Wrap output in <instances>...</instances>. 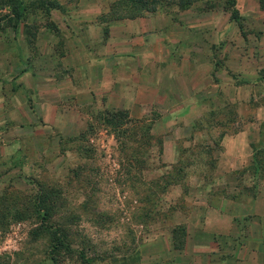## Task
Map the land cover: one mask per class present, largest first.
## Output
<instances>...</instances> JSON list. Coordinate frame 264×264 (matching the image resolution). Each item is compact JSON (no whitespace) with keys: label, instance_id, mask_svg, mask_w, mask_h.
<instances>
[{"label":"rangeland","instance_id":"374dc122","mask_svg":"<svg viewBox=\"0 0 264 264\" xmlns=\"http://www.w3.org/2000/svg\"><path fill=\"white\" fill-rule=\"evenodd\" d=\"M22 1L16 43L0 6V69L26 105L0 118V264H264V229L241 206L264 192V126L247 131L261 144L254 162L232 166L225 154L234 143L243 155L239 133L264 122L255 101L231 99L238 85L264 93L253 82L264 79V0ZM88 5L104 8L103 22L163 26L164 56L143 72L161 82L162 65L176 64L165 72L172 98L137 90L138 69L113 70L107 90L90 65L82 79L68 66L67 28L83 23L67 19ZM209 206L218 211L205 227ZM228 212L245 219L218 235L214 219Z\"/></svg>","mask_w":264,"mask_h":264},{"label":"crops","instance_id":"0c3cea01","mask_svg":"<svg viewBox=\"0 0 264 264\" xmlns=\"http://www.w3.org/2000/svg\"><path fill=\"white\" fill-rule=\"evenodd\" d=\"M102 13H104V8L102 6L100 9L96 7V5H88L86 10H79L78 12L73 13L72 16L67 19L69 24L79 22L83 23V25H80L78 27L73 26V28L70 29L67 28V35L64 39V50L66 52H69V55H71L70 57L73 62H71L70 65H68V63L66 62L65 66L68 65L69 67L71 66L78 69L79 75L81 76L83 66L86 67L90 65V77H92L95 86L101 88L103 85H109L108 83L110 82L111 86H107V90H109L110 87H113V79L111 76L113 74V70L116 71L115 75H117V72L120 69L123 70L125 68V71H136L138 69V72L140 71L141 75H145L143 72V67L148 58L155 57L156 60L157 58L159 59L161 56H164L162 55V53H159V51L162 50L160 49L159 45L162 44L164 39L168 38V35H164L161 32L158 33V31L163 28V26H161L158 21H153L152 19L147 18H126L103 22L100 19ZM19 30V27H17L15 34L11 31L12 37L10 38V40L13 43L18 42ZM38 36L39 35H37V37ZM50 37L53 36L50 34ZM176 49L179 51V47H176ZM188 52H190L191 54L194 53L192 49L188 50ZM121 57H124V59L123 62L119 64L118 61ZM183 60H185L190 65H197L195 59L185 58ZM11 63L12 66L15 67L14 61ZM153 65L154 64L152 62V67ZM172 66L176 67L177 65H170V63L166 61V64L162 65V70L159 69L160 74H158V71L156 75L160 76L161 82H159V80H156L155 82L151 81L147 83L145 81H150V77L149 75L148 77L145 75L143 81L144 86H137L136 89L138 90L139 88H141L144 91L151 93V95L153 96L152 99L162 98L163 93L166 97L172 98L173 92L170 88H167L170 77H165V72L171 70ZM97 70L100 71V80L96 79ZM13 71L14 70L12 68V72ZM3 73L4 72H1L0 69V118L1 116H4L5 118V116H9V113H15V111L18 110L22 114H25L24 107H26V105L25 101L22 100V97H24L23 92L20 90H14L11 87V83L7 81V79L9 78L4 79L5 75L2 76ZM108 73L111 76L109 78L110 81L103 80L102 78ZM182 77L186 79V77ZM191 77L193 78V76ZM240 77L244 76L240 75ZM228 79L234 82V79L231 78V76H228ZM187 81L188 80H186V82ZM253 82L255 84H264V79L256 75L253 79ZM261 96L264 97V93L258 94V92L250 89L245 91L244 86L238 85L234 86V94L232 95L231 99H236L237 101L252 99V101L256 102L254 114H259L258 112L260 110L264 111V103H260V101L258 100ZM15 100L16 103H14ZM156 101L157 100H155L154 103H156ZM4 120L5 119H2V121ZM256 121L257 124H255L254 122L249 123V125H247V129L239 133L238 144L244 150V156L237 153V147L234 146V143L229 147L226 144L227 149L225 154L227 155L226 157H228V159L230 160V163H232V166L235 164V161L239 163H252L254 162V159H257L256 156H254V154L256 153L254 150H256V148L259 149L261 144L256 141H248L247 138V131H249L250 125H255L256 129L258 130H260L262 125L264 126V122L260 123L258 118L256 119ZM255 143H258V145ZM257 162H259V164L264 167V160L261 159V156ZM231 169L232 167L229 170ZM229 170H224V173H227ZM262 180L263 181L256 185L257 189H260L261 185H264V179ZM261 204L264 205V192L262 191H258L257 196L252 199L249 204H241L242 207L247 208V211L251 216H254V221H256L255 224L260 227V230L264 229V209H260ZM217 211L218 210L212 206L208 207L207 211H205L207 214V218L203 222L205 227H207V225L209 226L210 216ZM242 214L244 216L246 213ZM243 218L245 219V217ZM243 218L240 219L238 215L235 216L228 212L226 215H224L223 218L214 219V226L218 228V230H216V233L218 235L235 233L237 231L235 229L236 226L238 225L240 220L244 221ZM211 230L215 231L214 228ZM261 232L262 233H260V240L258 243H261L264 239V231ZM192 249L198 250L199 247L195 245Z\"/></svg>","mask_w":264,"mask_h":264},{"label":"trees","instance_id":"16d2710c","mask_svg":"<svg viewBox=\"0 0 264 264\" xmlns=\"http://www.w3.org/2000/svg\"><path fill=\"white\" fill-rule=\"evenodd\" d=\"M0 6H4L6 7V9H9V12H8L9 14H6L3 18H5L8 23L11 22V29H12V32L15 34L16 28L19 27V25L21 24L25 16V12H26L25 3L22 0H0ZM111 13L112 12H110V14ZM121 18H122L121 16H117V17L114 16L113 19L111 18V20H117ZM231 18L236 19V14L234 13ZM110 123L111 121L106 122V124L109 126L111 125ZM81 259L83 260L84 264H91L87 258H84V256H82Z\"/></svg>","mask_w":264,"mask_h":264}]
</instances>
